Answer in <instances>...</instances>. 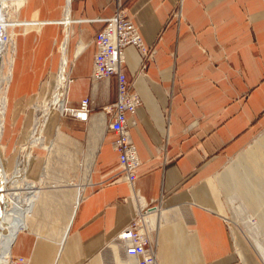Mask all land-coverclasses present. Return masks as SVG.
Returning a JSON list of instances; mask_svg holds the SVG:
<instances>
[{
	"label": "crops",
	"instance_id": "1",
	"mask_svg": "<svg viewBox=\"0 0 264 264\" xmlns=\"http://www.w3.org/2000/svg\"><path fill=\"white\" fill-rule=\"evenodd\" d=\"M118 7L155 48L138 74L136 48L124 49L125 71L142 100L130 128L140 159L137 196L114 177V135L103 129L115 78L91 80L94 33ZM17 16L42 23L13 26L6 117L28 108L30 117L33 103L56 91L69 107L87 96L88 128L98 142L83 190L91 178L94 187L87 199L80 195L64 239L24 230L36 236L20 232L12 254L24 253L28 264H109L118 233L150 207L158 264H264L256 249L264 247V130L252 141L264 128V0H22ZM60 114L47 125L67 138Z\"/></svg>",
	"mask_w": 264,
	"mask_h": 264
},
{
	"label": "rangeland",
	"instance_id": "2",
	"mask_svg": "<svg viewBox=\"0 0 264 264\" xmlns=\"http://www.w3.org/2000/svg\"><path fill=\"white\" fill-rule=\"evenodd\" d=\"M21 4H22V0H20V2L19 0H7L5 7L6 12L11 16H13L16 13L18 14V10ZM17 14H16V19L18 20ZM34 26L38 28L40 25H34ZM13 31H14L13 28L9 27L7 29L8 35L10 36V33ZM0 33L2 34V36L6 35L5 32L3 31H0ZM14 33L15 32L12 33L11 37L14 38V49H15ZM11 54L12 57L14 58V51ZM8 56L9 54L5 56L6 61ZM12 64H13V60H12ZM11 77H12V67H11L10 80L5 90V96L9 90ZM51 100L52 98L47 102L35 101L31 107L33 108V110H32V114H30V117H28L27 114L29 108L25 111L26 114L20 116L6 117L4 113V124H3L2 135L0 138L1 154L6 162L7 173L11 174L12 172H14V170L17 167V164L19 163L22 172L25 173V178H28L29 180L32 179L35 180L37 178H41L42 181L46 182L44 183V187L42 188L44 190L42 191V198H41L42 201L38 204V211L34 216L35 232L36 231L38 232L37 235L45 234L46 236L49 235L51 236L53 234H56V232L59 233L61 229H63V227L65 226L66 223L65 221L68 219V213H70L68 207L70 201L72 202V196L74 195L73 194L74 191L66 189L67 187L65 188L63 186H60L61 183L59 182H62V180L64 179H69L71 182L74 183H82L83 181H87L89 175H85V162L92 148L98 142L97 133L95 132L92 133L91 131H89L88 128L89 121L77 120L69 112H64L59 115L58 119H59V124L62 126V129L65 131L68 137L67 138L62 137L63 144L61 145V147L57 150V152H53L52 155H49V146H51L52 140L56 135L54 136L53 128L51 129L50 127H48L46 118L40 115L41 112L40 110H38L37 107L39 105H46V104L54 107L51 103H49L51 102ZM28 122L29 124L27 127ZM34 127H35V131L32 133L31 131H33ZM103 129L108 131L106 123H104ZM263 130L264 128L262 130H259V132H257L255 137L252 139V141L258 138V136L261 134ZM36 135L37 136L40 135L42 137V141L33 144L32 138L36 137ZM49 156H51L50 162L46 165V161ZM32 161L34 162V164L31 167V170H29L30 163ZM10 165H12V167H10ZM45 165H46V170L43 169ZM33 170H35L36 174L31 175ZM47 170L48 172L50 171L51 173L49 172L48 174ZM92 182L93 181L91 178V184L86 185L85 189L82 191L81 193L82 196L86 197V198L84 197L83 199H87L90 196L91 190L94 187ZM54 185H56L57 187ZM236 198L238 197L234 196L235 204H238L240 202L239 201L240 199L238 198L239 199L238 200ZM153 205L159 207L160 204L159 202H155L151 206ZM143 221L146 224L147 229L149 230L152 238L157 242V228H155L152 225V223H150L149 219L146 220V218L145 219L143 218ZM255 229H257L256 226L253 227L252 229L253 232L259 231ZM19 236H27L28 239H31L34 238L36 234L33 232L30 233L21 232ZM260 238L264 240V235L261 236ZM116 244L120 249V254L122 258H124L121 247L119 246L118 243ZM27 247L28 245L26 244V249ZM13 254L11 256V260L9 261V264H14L18 256H24L27 259V264H28V258L24 253L18 254L13 250ZM110 264H113V260L112 262H110ZM128 264L130 263L128 262Z\"/></svg>",
	"mask_w": 264,
	"mask_h": 264
},
{
	"label": "built area",
	"instance_id": "3",
	"mask_svg": "<svg viewBox=\"0 0 264 264\" xmlns=\"http://www.w3.org/2000/svg\"><path fill=\"white\" fill-rule=\"evenodd\" d=\"M173 14H178L177 9ZM15 23L25 25V21L17 20ZM93 40L95 51L92 58L91 80L99 82L114 77L116 81L115 101L103 106L101 110L102 114L107 116V130L114 135L111 144L118 154L119 171L114 177H120L132 186L137 196L134 184L138 178L136 169L140 165V159L131 138L130 128L137 123L136 114L142 105V100L134 88L133 80L125 71L124 49L128 45L136 48L140 56L138 74L147 68L155 48L144 44L136 25L121 7H118L110 17L101 20ZM90 104V97L85 96L79 101L78 107L66 106L65 112H69L81 121H88ZM21 176L25 178V173L22 172ZM157 207L154 205L153 208ZM147 209L152 210L150 207ZM144 216L145 209L137 210L128 225L118 233L115 239L127 260L134 264H158L157 242L147 229L143 221ZM14 264H27V259L24 256H18Z\"/></svg>",
	"mask_w": 264,
	"mask_h": 264
},
{
	"label": "bare ground",
	"instance_id": "4",
	"mask_svg": "<svg viewBox=\"0 0 264 264\" xmlns=\"http://www.w3.org/2000/svg\"><path fill=\"white\" fill-rule=\"evenodd\" d=\"M66 1L68 5L70 0H66ZM6 3H7V0H0V31L5 32L6 34V37H4L0 33V138H1L2 130H3L4 113H5V107H6L5 90H6V86L11 76V67H12V60H13L11 53L14 51V38L11 37L13 32H11L9 36L7 33V29L9 27L13 28L14 23L17 21L16 19L17 13L11 16L6 12V9H5ZM26 23L34 24V25H41L42 22L35 21V22L28 23L27 21H25V24ZM8 54L9 56L7 57V61H6L5 56ZM61 70L62 69H60V72ZM58 86L59 85H56V88ZM49 103H51L54 107L49 106L47 104L39 105L37 107L38 110H40L41 112L40 115L46 118L47 123L56 111L61 110V113H64L66 111V105H65L66 100L60 97L57 91L55 92V94L52 97L51 102ZM34 131H35V127L33 131L31 132L33 133ZM41 141H42V137L40 135L39 136L36 135V137L32 138L33 144L39 143ZM62 144H63L62 136L58 134L52 140L51 146H49V155H52L53 152H57V150L61 147ZM92 155L93 153L91 150L87 158V161L85 163V175H89V172L91 170ZM50 158L51 156L48 157L46 161V165L50 162ZM46 165L44 166V170H46ZM21 173H22V169L19 163L17 164V167L14 170V172H12L11 174L7 173L6 162H5V159L2 157L1 148H0V264H9V261L11 260V256H12L13 245L15 243L17 235L21 231L31 230L35 232L34 216L38 211V204L42 201L41 200L42 191H44L42 188L44 187V183L46 182L42 181L41 178L38 180H29L28 178L26 179L21 176ZM59 183H61L60 186H63L65 188L67 187L66 189L74 191L73 201H72L71 206L69 207L70 213L67 212L68 219L65 221L66 223H65L64 229L60 231L59 233L56 232V234L51 235L62 241L68 232V228L72 220V216L79 203L80 195L82 193V190L84 188V184L86 183V181H83L82 183H74V182H71L69 179H64L62 180V182H59ZM131 188L132 186H130V189ZM151 211L153 210H148L146 208L144 217L146 218V220L149 219L150 223H152V225L156 227L157 217L154 213H148ZM35 233L38 234L37 231ZM256 249L260 252L262 258H264V247L261 244L260 245L256 244ZM112 252H113V264H128V260H126V258L125 259L122 258L120 253H119V256H117L115 242H114ZM129 263L134 264L130 260H129Z\"/></svg>",
	"mask_w": 264,
	"mask_h": 264
}]
</instances>
